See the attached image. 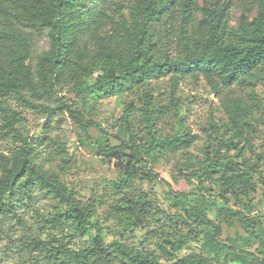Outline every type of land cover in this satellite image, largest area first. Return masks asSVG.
<instances>
[{
  "label": "rangeland",
  "instance_id": "1",
  "mask_svg": "<svg viewBox=\"0 0 264 264\" xmlns=\"http://www.w3.org/2000/svg\"><path fill=\"white\" fill-rule=\"evenodd\" d=\"M135 1L109 0L107 21L80 43L74 62L93 69V76L77 71L42 88L41 99L26 92L28 102L0 91V179L6 173L3 158L15 163L28 150L41 170L89 209L92 223L77 228L67 220L70 205L27 174L7 198L0 217V264H75L68 255L48 253L65 247L79 255L93 247L97 229L105 247L119 241L162 264L192 253L214 264H257L256 258L264 259V71L233 84L199 72L159 75L130 81L123 90L94 98L84 83L94 85L102 74L109 39L115 30L125 35L120 16L129 19ZM7 7L14 4L7 2ZM185 7L192 11L189 20L184 19ZM172 10L173 15L155 27L158 62L188 59L189 44L210 37L209 23L218 26L217 34L226 44L244 46L260 18L256 0H177ZM11 23L29 40L33 63L49 51L47 32L24 30L14 16L0 19V28ZM13 49L7 46L3 57ZM147 99L156 108L150 122L144 114ZM62 104L81 111L99 128L80 127ZM103 132L112 147L139 143L146 149L152 137L155 143L182 138L187 144L174 151L157 150L144 164L134 163L136 170L128 173L129 160L108 154ZM216 162L232 168L230 178L243 173L245 163L253 164L255 189L247 197L243 186L232 180L228 189L223 188L227 178L220 174L200 191L201 173ZM167 183L188 198L171 195ZM205 201L235 213L227 222L216 208L207 209L209 219L221 227V236L194 212ZM244 217L250 227L244 225ZM109 261L128 264L114 255ZM106 262L92 259L90 264Z\"/></svg>",
  "mask_w": 264,
  "mask_h": 264
},
{
  "label": "trees",
  "instance_id": "2",
  "mask_svg": "<svg viewBox=\"0 0 264 264\" xmlns=\"http://www.w3.org/2000/svg\"><path fill=\"white\" fill-rule=\"evenodd\" d=\"M177 0H136L130 11V18L120 16L119 26L125 31V35L117 32L109 39L106 60L94 85L84 83L94 97L110 96L112 93L123 90L130 81L151 80L156 76H166L172 73L179 75L191 72L204 73L217 77L221 82L233 84L247 81L250 74L264 71V0H256L259 4V16L257 27L246 36V45L234 46L226 44L218 34V26L209 23L212 33L208 39L202 38L196 44L192 41L188 59L178 63L158 62L155 60L157 52L154 49L156 37V25L173 15V5ZM7 2H12L14 7L8 9ZM109 0H47L42 3L39 0H0V19L14 16L19 25L27 31L47 32L50 49L38 57L33 63L30 43L21 30L11 23L9 27L0 28V91L8 95H18L25 101L26 92L32 97L41 99L42 88L55 86L70 74L77 71L86 72L87 76H93L91 68L82 67L74 62L79 51L80 43L93 34L94 30L102 26L107 19ZM96 5V7H90ZM16 10V12H14ZM18 11L20 13H18ZM223 15V13H221ZM192 11L185 7L184 19H191ZM187 33H185V36ZM4 47L1 49V46ZM7 46H14L9 57L4 58ZM70 115V118L82 128H99L98 124L88 119L84 113L73 107L62 104ZM47 110L51 111L49 107ZM156 108L150 99L146 101L144 111L148 122L154 117ZM152 128V126L150 127ZM107 142L108 154L122 161L129 160L126 165L128 173L136 170V164H144L145 158H152L157 150L174 151L179 144L187 142L182 138L166 139L155 143V138L144 149L139 143L123 144L112 147L107 133L103 132ZM130 152L126 155L124 152ZM5 175L0 179V217L6 208V200L16 191L20 181L29 174L36 178L37 183L44 189L63 199L70 205L67 210V220L72 221L77 228L86 229L92 225L90 211L83 206L55 177L48 176L39 168L29 151H24L18 162L3 158ZM246 170L230 178L227 174L232 168L222 163H212L200 176V191L204 190L205 182L215 176L225 174L227 178L222 187L229 188L230 180L243 186L244 194L248 197L255 189L252 182V174L255 166L245 163ZM158 178V176H157ZM169 192L178 198L187 199L188 195L176 192L170 183H167ZM216 208L208 202H200V206L194 208L198 219L206 226L215 230L216 236L222 235L220 226L215 225L208 217V208ZM208 209V210H207ZM219 216L229 222L235 213L223 208H216ZM244 225L251 223L244 217ZM262 242V241H261ZM44 246V243H35ZM49 256L68 255L75 264H90L92 259L105 258L106 264H110L109 258L114 255L126 261L128 264H162L152 257H144L134 253L125 244L114 241L107 247L104 246V237L100 229L93 242V247L82 251L79 255H72L65 247H57L49 251ZM257 264H264V259H255ZM173 264H214L203 255L192 253L181 258Z\"/></svg>",
  "mask_w": 264,
  "mask_h": 264
}]
</instances>
